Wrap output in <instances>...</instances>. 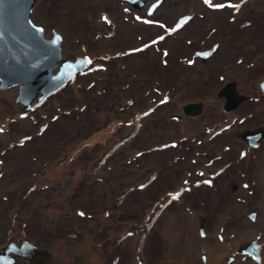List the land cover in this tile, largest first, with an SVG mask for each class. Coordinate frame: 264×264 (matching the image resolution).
Instances as JSON below:
<instances>
[{"label":"rangeland","instance_id":"1","mask_svg":"<svg viewBox=\"0 0 264 264\" xmlns=\"http://www.w3.org/2000/svg\"><path fill=\"white\" fill-rule=\"evenodd\" d=\"M30 19L91 62L25 112L0 89V243L264 264V0H34Z\"/></svg>","mask_w":264,"mask_h":264},{"label":"water","instance_id":"2","mask_svg":"<svg viewBox=\"0 0 264 264\" xmlns=\"http://www.w3.org/2000/svg\"><path fill=\"white\" fill-rule=\"evenodd\" d=\"M33 1L0 0V89L17 87L14 101L21 104L22 112L39 105L91 62L88 55L62 58L60 33L52 30L45 37L42 26L31 21ZM121 1L133 7L144 4V0ZM51 257L47 249L22 237L0 244V264H15L19 258L46 264Z\"/></svg>","mask_w":264,"mask_h":264},{"label":"flooded vegetation","instance_id":"3","mask_svg":"<svg viewBox=\"0 0 264 264\" xmlns=\"http://www.w3.org/2000/svg\"><path fill=\"white\" fill-rule=\"evenodd\" d=\"M149 9V8H148ZM148 9H147V11H148ZM149 12V11H148ZM9 241H14V242H17V239H13V240H9ZM0 244H2V242L0 243ZM37 246V245H36ZM17 261V260H16ZM79 262V261H78ZM81 262H83L84 264H86L84 261H81ZM77 263V262H76ZM75 263V264H76ZM15 264H16V262H15Z\"/></svg>","mask_w":264,"mask_h":264},{"label":"bare ground","instance_id":"4","mask_svg":"<svg viewBox=\"0 0 264 264\" xmlns=\"http://www.w3.org/2000/svg\"><path fill=\"white\" fill-rule=\"evenodd\" d=\"M168 226V225H167ZM168 228V227H167ZM169 232H171V230L169 231ZM192 233V232H191ZM169 237V236H168ZM173 237V236H172ZM169 240H170V238H169ZM172 242V241H171ZM196 243V242H195ZM182 245V244H181ZM177 247V246H176ZM177 249V248H176ZM169 252H171V250L169 251ZM136 259V258H135ZM209 262V261H208ZM211 264V263H210Z\"/></svg>","mask_w":264,"mask_h":264},{"label":"snow or ice","instance_id":"5","mask_svg":"<svg viewBox=\"0 0 264 264\" xmlns=\"http://www.w3.org/2000/svg\"><path fill=\"white\" fill-rule=\"evenodd\" d=\"M206 2H207V0H206Z\"/></svg>","mask_w":264,"mask_h":264}]
</instances>
